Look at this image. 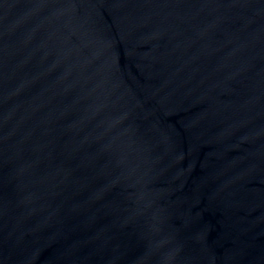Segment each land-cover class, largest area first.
Masks as SVG:
<instances>
[{
  "label": "water",
  "instance_id": "water-1",
  "mask_svg": "<svg viewBox=\"0 0 264 264\" xmlns=\"http://www.w3.org/2000/svg\"><path fill=\"white\" fill-rule=\"evenodd\" d=\"M0 264H264V0H0Z\"/></svg>",
  "mask_w": 264,
  "mask_h": 264
}]
</instances>
